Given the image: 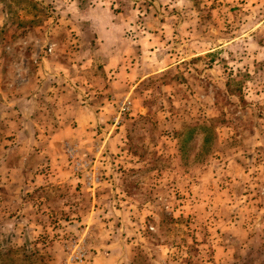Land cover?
Masks as SVG:
<instances>
[{
	"label": "rangeland",
	"instance_id": "1",
	"mask_svg": "<svg viewBox=\"0 0 264 264\" xmlns=\"http://www.w3.org/2000/svg\"><path fill=\"white\" fill-rule=\"evenodd\" d=\"M92 1L0 0V264H264V0Z\"/></svg>",
	"mask_w": 264,
	"mask_h": 264
},
{
	"label": "crops",
	"instance_id": "2",
	"mask_svg": "<svg viewBox=\"0 0 264 264\" xmlns=\"http://www.w3.org/2000/svg\"><path fill=\"white\" fill-rule=\"evenodd\" d=\"M78 3V2H77ZM74 4V3H73ZM78 4H76V7ZM105 10H113L112 4L110 3V0H93L91 5L85 7V8H79L78 9V15H73V17H80L81 19H88L95 23L94 30L97 31V33L100 35L102 33L100 30L104 31L106 30L107 25H109L110 21L112 20L108 17L103 16L105 13ZM104 36V35H102Z\"/></svg>",
	"mask_w": 264,
	"mask_h": 264
}]
</instances>
